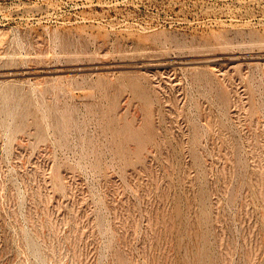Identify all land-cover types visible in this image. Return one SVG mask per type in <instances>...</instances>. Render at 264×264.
<instances>
[{"label": "rangeland", "instance_id": "1", "mask_svg": "<svg viewBox=\"0 0 264 264\" xmlns=\"http://www.w3.org/2000/svg\"><path fill=\"white\" fill-rule=\"evenodd\" d=\"M0 264H264V0H0Z\"/></svg>", "mask_w": 264, "mask_h": 264}]
</instances>
